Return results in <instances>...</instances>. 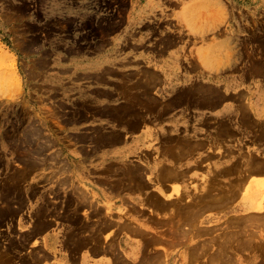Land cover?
Instances as JSON below:
<instances>
[{
  "label": "rangeland",
  "instance_id": "374dc122",
  "mask_svg": "<svg viewBox=\"0 0 264 264\" xmlns=\"http://www.w3.org/2000/svg\"><path fill=\"white\" fill-rule=\"evenodd\" d=\"M214 11L219 13L213 17ZM207 20L214 27L205 32ZM260 27L264 28V0H0V264H35L33 251L42 248L41 230L35 227L37 214L44 212L45 204L53 207L65 198L66 191L80 180L82 184L95 180L91 170L106 181L112 179L104 172L109 163L117 166L114 170L125 167L124 162L141 163L148 172L152 163H145V155L164 156L168 149L175 147V152L189 140L202 145L177 163L199 175L190 180L192 187L185 199H199L208 206L214 197H223L220 190H240L232 202L223 205L226 208L222 206L217 219L206 223L211 232L207 229L208 234L205 231L189 241L203 252L201 260L194 258L198 264H209L220 239L228 236L226 231L242 232L238 209L232 206L247 197L245 190H250L254 179L264 180V172L249 171L254 160L264 162L262 128L251 130L236 115L242 104L253 121L264 126V75L255 73L261 67L250 52L260 48L261 40L263 46ZM213 43L219 48L216 61L224 60L198 73L193 64L199 47ZM199 84L214 89L218 106L200 107L189 93L176 102L182 92ZM193 89L195 97L201 94V88ZM147 102L172 105V109L195 108L197 114L158 117L148 110ZM229 109H234L236 121L226 132L221 125L227 117L222 118V113ZM136 113L143 117L138 128L127 123ZM209 119L216 122L211 125ZM112 134L120 135L118 143L101 141L102 136ZM168 135L177 140L168 141ZM166 143L172 148L167 149ZM128 178L125 181L133 185L135 180ZM258 190L260 198L264 188ZM252 211L258 227L249 226L258 232L247 227V238L262 240L264 246V224H259L264 221V207ZM214 226L218 227L214 230ZM249 249L234 256L232 264H264V247L253 248L251 254Z\"/></svg>",
  "mask_w": 264,
  "mask_h": 264
},
{
  "label": "crops",
  "instance_id": "0c3cea01",
  "mask_svg": "<svg viewBox=\"0 0 264 264\" xmlns=\"http://www.w3.org/2000/svg\"><path fill=\"white\" fill-rule=\"evenodd\" d=\"M203 25L207 26V28L205 29V32H206V30L208 31L210 29H213V27H214V26H212L213 22L210 20H207ZM260 29H262L261 34H264L263 33L264 28L260 27ZM217 47L218 46H216V43H213V44L208 45V46H206L204 44V45L199 47V58H197V62L193 64V65H198V66L200 65L199 68L197 66L193 67V68L199 69L198 73L200 72V70H203L206 72L205 69H202L203 66H207V65L216 66V59H217L216 56H217V51L219 49ZM263 47H264V42H263V46H262V40H261L260 48L257 49V47H256V49L253 48L250 51V52H252L251 59H253V58L257 59L259 65L258 64H256V65H258V66H261V64H263V62H262L264 60V48ZM206 51H208L207 52L208 54L206 53ZM203 55H205V56L203 57ZM226 58H227V60H229V58H230L229 55L226 56L225 59ZM253 72H255V71H253ZM260 72H261V70H259L257 73H260ZM193 109H195V108H193ZM193 109L186 108V107H181V108L177 107L175 109L170 110L171 112L169 111L168 113H166V115L181 112V114H183L184 118H185V114L187 116H188V114H190V115L191 114H197V112ZM189 110H191V111H189ZM198 113L201 114V112H198ZM155 114H157V113H155ZM189 117L190 116H188V118ZM195 117L197 118L198 115ZM167 156H168L167 154H164V156H163L162 153H161L160 157L159 156H156V157L151 156L153 158L152 159L150 157L151 158L150 163H152L151 168H150V170H148V172L144 171V173H146V174H148L150 172L149 173L150 175L149 174L148 175L143 174V176L142 175L138 176L140 178H135V182H134L135 186L130 185V187H127L125 185L123 186V185H119V184L115 185V186L114 185L110 186L109 184L106 183V180H104V178H105L104 175H97L96 172L92 171L93 173L92 172L91 173L95 179V180L91 181L92 183L89 182L86 184H82L80 182L81 181L80 180L79 184H77V186L72 187L70 189L72 191H71V198L69 201L70 202L69 207L72 206L74 211H72L73 210L72 207L70 208L71 210L68 209L69 207L64 208V209H62L63 211L65 210L63 213L61 212L59 216H52V218L50 215H42L41 217H39L37 214L38 219H37V225L35 227H37V230L38 229L41 230L40 242H41L42 248L39 250L33 251V254H34L33 257L35 258L34 263L35 264H149V263H151V264L152 263L153 264H187L186 258L188 256L186 257L185 255L187 252L189 253L190 249L193 250V248H194V243L189 242L190 239L193 238L194 236L196 237L197 234H205V230L207 229L206 223L208 221H214L216 219V217H219L220 216V213H219L220 210L219 209H221V208L219 206H216L217 205L216 199H214V203L210 202V203H213L215 206L209 205L210 207H208V209L205 208L206 204L200 203V201L198 203V200H196V199L191 201V203L189 200L185 199L184 195L192 187L189 184L190 180L192 178H195L196 176L199 177V175H196L193 172H189L186 169V167L184 168V166H182L183 164L181 165V164L174 163L173 162L174 159L172 157H169V156L167 157ZM158 161H159V163H158ZM162 163L166 164V166L167 165L168 166L174 165L175 167L179 168L180 170L182 169L183 173L188 171V172H186V175L188 173L189 176L183 175V177H181L182 179L180 177H178V178L176 177L177 178L176 179L172 175L171 176L168 175L169 178H168V176H166V178H165V175L164 176L162 175V174H164L162 169L159 170L162 166H164V164H162ZM158 167H160V168H158ZM154 171H155V173H154ZM88 173L90 174V171ZM159 173H160V175H159ZM141 177L145 178V179L147 178L146 179L147 181L144 179L143 184L141 183V181L143 182V179L140 180ZM149 177L151 178L150 181H148ZM158 177L160 179L161 178L162 179L160 180ZM156 179H157V181H159V183L156 181ZM136 180H138V181H136ZM153 180H155V181H153ZM169 180L171 182L173 180L174 182H172V184H171V182ZM97 181H98V183H96ZM165 181H167V182H165ZM176 181H178V182H176ZM104 183H106V184H104ZM125 183H127V182L125 181ZM136 183L137 184L140 183L139 187ZM149 184L150 185L152 184L153 187H152V185L149 186ZM162 184L165 186H163ZM117 186H120V187L116 188ZM141 186H143V187H141ZM79 187H81V188H79ZM149 187H150V189H149ZM166 187H167V189H166ZM168 187H170L169 190H168ZM119 188H120V191H119ZM143 188H144V190H143ZM113 189H116V190H113ZM122 189H124V190L122 191ZM138 189H139V191H138ZM170 189H171V191H170ZM245 191H246V193L249 192V191H247V189ZM78 192H79V194H78ZM115 192H117V193H115ZM242 193H244V191ZM124 195H126V196H124ZM157 195L158 196L160 195L159 198H157L158 197ZM174 195H175V197L176 196L177 197L175 198ZM72 196H74V197H72ZM78 197H80V198H78ZM148 197L150 198L151 201L149 200ZM178 197H180V198H178ZM146 198L148 200V201L146 200L148 203L146 201H144ZM84 199H87V200H84ZM124 199H129V200L126 201ZM248 199L249 198L247 196L245 199L240 198V200H238V201H236V203H234V205L232 206V207H234L233 209H235V210L238 209L237 211H235L237 213L236 216L242 215V218H243L244 217L243 215L248 217L246 215L248 212H249L248 214H250V211L252 213V210L254 207L249 208L250 203L248 202ZM73 200H76V202ZM152 200H153V203L156 200H158V201H156V203H154L155 204L154 205L152 203ZM162 200L165 202H163L161 205L159 203L162 202ZM142 201H144L146 203H144ZM167 201H168V204L170 202V205H172V204L175 205V206H170V208L173 207L172 208L173 213H172L171 209L169 210V205L166 203ZM187 201H189V203ZM174 203H177V204H174ZM157 204H159L161 207L158 208L159 205H157ZM181 204H183V205H181ZM187 204L188 205L193 204L192 205L193 210H197V209L199 210V213L198 214L194 213V215H196V216L193 217L195 221L197 219V222H195V221L190 222L189 219L187 218L186 213L188 212V210H190V212L192 211L191 208H187L188 207ZM149 205H150V207H149ZM163 205H164L165 211L162 208ZM153 206H154V208H151ZM194 206H195V208H194ZM129 207H132L130 209L132 211L129 210ZM133 207L135 209L137 207L138 208L141 207V208H139L140 213L138 212V208H137V210H135L136 211L135 212ZM196 207H197V209H196ZM218 207H219V209H218ZM183 208H185L184 210L187 212L182 210ZM141 209H142V211L143 210L144 211L142 212ZM177 209L180 210V212L181 211L182 212L180 213ZM67 210H68V214L65 213V212H67ZM100 210H102V211H100ZM174 210L177 214L180 213L179 214L180 216L178 215L179 218L176 216V213L174 212ZM69 211H70V213H69ZM99 212H101V213H99ZM201 212H203V213H201ZM141 213L142 214L144 213L146 215L143 214V216H142ZM149 213H150V215H149ZM168 213H170V214H168ZM238 213H241V214L238 215ZM66 214L68 217H66ZM173 214L175 215L174 217H172ZM184 214H185V216H183ZM200 214H201V216H198ZM153 215H154V218L152 217ZM156 215L161 216V217H159L160 220L158 219V217H155ZM184 217H185V219H184ZM199 218H200V220H199ZM40 219H44L45 221H47L48 225L44 228H40L39 227L40 225H38V221ZM104 219H105V221H103ZM95 221L96 222L98 221V223H102V221L105 223L107 222L109 225H107V223L106 224L105 223L100 224V225L105 224V226H104L105 228L103 227V229H102L101 228L102 226L100 227L98 225V223H95ZM144 221H145V223H144ZM160 221L161 222L164 221V222H162L163 225H165L164 227H162L163 225H162V223L160 224ZM178 221H179L180 225L178 224ZM181 221H182V223H181ZM132 222H134L132 224L133 228L131 227V224H130ZM167 222L168 223L171 222L170 225ZM175 222L178 224L177 226H176V224L174 226L173 223H175ZM185 222H187V223H185ZM128 223L130 225H128ZM164 223H166V224H164ZM183 223L185 224V226ZM195 223H197V224L195 225ZM209 223L211 224V222H209ZM94 225L97 228H95ZM123 225H125L126 228L123 229L121 227ZM126 225H128L129 227ZM172 225L175 228H173ZM181 225L183 227H180ZM187 226H189V227H187ZM100 228H101V230H100ZM128 228H131L133 230H130ZM176 228H178V229H176ZM180 229H181V231H180ZM134 230L136 233L133 234L132 232H134ZM136 230H138V231H136ZM141 230L143 231V233L146 231V234H144V235H143V233L140 234V232H142ZM191 230H193V231H191ZM197 230L199 233H195V232H197ZM147 231H149L148 232L149 234L147 233ZM164 231H166V232H164ZM137 232L140 234L139 236H138ZM36 233L37 232H35V234ZM183 234H186L187 236H184ZM189 234H190V236H189ZM159 235H160V238L158 237ZM155 236H157V237H155ZM163 236L164 237L166 236V237L164 238ZM181 236L182 237L184 236L183 239ZM146 238H149L148 240H149V243L151 245L148 244V240ZM163 238L168 240V242H166V240L164 242ZM188 238H190V239H188ZM142 239L145 242L147 241V243L143 242ZM157 239H158L159 243L157 242ZM160 239H161V242H160ZM180 239H182L183 241ZM177 240H179V241H177ZM154 241H156L157 244ZM184 241H187V242H184ZM153 242H154V244H153ZM143 244H145V245H143ZM172 245H174V246H172ZM187 245H188V247L190 245L191 248L188 249ZM145 246H146V248H145ZM149 246H150V248H149ZM168 247H169V249H168ZM165 248H167V249H165ZM159 251H160V253H159ZM161 253H164L163 254L164 260L162 257L159 258L158 256H157L158 258H155V255H161L162 256ZM145 256H146V258H145ZM149 256H151V257H149ZM198 256L195 255L194 257H198ZM159 259H162V260H159ZM158 261H161V263L160 262L158 263Z\"/></svg>",
  "mask_w": 264,
  "mask_h": 264
},
{
  "label": "bare ground",
  "instance_id": "6f19581e",
  "mask_svg": "<svg viewBox=\"0 0 264 264\" xmlns=\"http://www.w3.org/2000/svg\"><path fill=\"white\" fill-rule=\"evenodd\" d=\"M211 7H212V5H211ZM214 9V8H213ZM216 9V8H215ZM214 9V10H215ZM210 11H213V10H210ZM219 13L218 11H214V15H213V17L216 15L215 13ZM212 13V12H211ZM203 14H205L206 15V13H203ZM192 15V14H191ZM204 16V15H203ZM205 17V16H204ZM204 17H202V18H204ZM207 17H208V15H207ZM213 17H209L210 19H212ZM216 17H218L219 18V15L218 16H216ZM186 18V17H185ZM200 19V18H199ZM214 20H216V19H214ZM204 21V20H203ZM198 23H200V21L198 22ZM203 26V25H202ZM217 46V45H216ZM221 47V46H220ZM218 48V47H217ZM210 52V51H209ZM219 53H220V51H219ZM219 53H218V55H219ZM222 53V52H221ZM227 54V53H226ZM221 55V54H220ZM205 55H203V57H204ZM228 56V55H227ZM212 57V56H211ZM216 58H217V56H216ZM220 58H222L221 56H220ZM217 60V59H216ZM219 60H221V61H223L224 60V58H223V60L222 59H219ZM219 60L218 61H216L218 64L221 62H219ZM226 60H227V58H226ZM215 61V60H214ZM183 62V61H182ZM190 63V62H189ZM226 63V62H225ZM185 64V63H184ZM224 64V63H223ZM219 65H221V63L219 64ZM187 66V65H186ZM186 66H185V68H186ZM194 66V65H193ZM195 66H197L198 68L200 67V65L198 66V65H195ZM188 67V66H187ZM204 67V66H203ZM218 67V66H217ZM221 67V66H220ZM220 67H219V69H220ZM261 72L259 73V74H261V75H264V64H261ZM190 69V68H189ZM192 69V68H191ZM195 69H197V68H195ZM212 69H213V67H212ZM192 70H194V69H192ZM213 71V70H212ZM200 73V72H199ZM203 73V72H202ZM205 73V72H204ZM253 73V72H252ZM257 73V72H256ZM196 74V73H195ZM209 74H211V73H209ZM208 74V75H209ZM254 74V73H253ZM192 75V74H191ZM207 76V75H206ZM192 77V76H191ZM199 77V76H198ZM203 77V76H202ZM215 77V76H214ZM204 78V77H203ZM189 80V79H188ZM187 80V81H188ZM196 81H197V79H196ZM200 85V84H199ZM201 88L202 90H200V92H201V94L199 95V96H197V97H195L196 96V94H195V89H193V88ZM198 87H191L190 89H188V91H186V92H182L178 97L179 98H177L176 99V102L177 101H183V100H180L182 97L181 96H184V95H187V93H189V94H192L191 96H192V98H193V101L195 102V103H197V104H199L198 106H200V107H202L203 106V104H206V105H211V107H216V106H218V100H217V95L215 94V92H214V89H211V88H209V87H207V86H205V85H200V86H198ZM137 97V96H136ZM135 97V99H137ZM241 97H242V95H241ZM150 98V97H149ZM140 99V96H138V99L137 100H139ZM147 105H148V107H150L148 110H151V113L152 112H155V113H157V116L158 117H161L163 114H166V113H168L172 108H173V106L172 105H161V104H157V105H151L150 106V104H149V102H147ZM205 105V106H206ZM204 107V106H203ZM130 108H131V106H130ZM238 108H239V111L237 110L236 111V115H238V117H239V119H240V121H241V123L243 122V124L244 123H247L246 125L247 126H250L249 128H251V130H255V129H260V128H262L261 130L263 131V138H264V126H262L263 124L262 123H257V122H254L253 121V119H252V115H250L249 113H251V112H247V110L245 109V106H243L242 104H240L239 106H238ZM120 110V109H119ZM119 110L117 111H114V113H118L119 112ZM122 110V109H121ZM120 110V111H121ZM130 110V109H129ZM123 111H124V109H123ZM131 111V110H130ZM227 112H223L222 113V118L223 117H227L225 120L223 119V121H222V125H221V127H222V130L224 129L226 132H228L229 130L231 131V127H233V126H235V119H234V109H229V110H226ZM125 112V111H124ZM120 113V112H119ZM121 113H123V112H121ZM120 113V114H121ZM104 114V113H103ZM118 116H119V114H117ZM123 115V117L124 116H127V115H125V114H122ZM113 117V116H112ZM122 117V118H123ZM143 117H142V114L141 113H139V114H137L136 113V117H133V119H132V121L130 120H128L127 121V123H131V122H133V127L134 128H138V126H139V123H141V122H139L141 119H142ZM220 118V117H219ZM116 119V118H115ZM216 119V118H215ZM214 120V119H213ZM212 119L210 120L209 119V121H212L211 122V125H212V123H214V122H216L217 121V119H216V121H213ZM228 121H230V123L228 122ZM252 121V122H251ZM206 123L208 122V121H205ZM218 122V121H217ZM262 122V121H261ZM205 123V124H206ZM210 123V122H209ZM208 123V124H209ZM229 123V124H228ZM262 124V125H261ZM130 125H132V124H130ZM207 125V124H206ZM209 126V125H208ZM220 126V125H219ZM231 126V127H230ZM210 127V126H209ZM217 127V126H216ZM244 127V126H243ZM131 128V127H130ZM211 128V127H210ZM219 128V127H218ZM234 128V127H233ZM232 128V130H234ZM257 129V130H258ZM193 130V129H192ZM195 130V129H194ZM219 130V129H218ZM221 130V129H220ZM248 130V129H247ZM209 131H210V129H209ZM261 131V132H262ZM188 132H189V130H188ZM191 132V131H190ZM194 132V131H193ZM214 132V131H213ZM212 132V133H213ZM259 133H260V131H258ZM107 133V132H106ZM115 133V132H114ZM206 133H208V132H206ZM217 133H218V131H217ZM225 133V132H224ZM256 133V132H255ZM259 133H257V134H259ZM102 134V133H101ZM100 134V135H101ZM105 134V133H104ZM186 134V133H185ZM195 134V133H194ZM226 134L227 133H225V137H227L226 136ZM99 135V134H98ZM196 135H198V134H196ZM219 136H220V134H218ZM228 135H229V133H228ZM260 135V134H259ZM168 136H170V135H168ZM211 136V135H210ZM234 136V135H233ZM261 136V137H262ZM99 137V136H98ZM179 137V136H178ZM182 136H180V138H181ZM221 137H223V136H221ZM220 137V138H221ZM225 137H223V138H225ZM252 137H254V136H252ZM84 138V137H83ZM168 138V141H172L173 139H174V137H172V136H170V137H167ZM256 138V137H255ZM88 139V138H87ZM176 140H177V137L175 138ZM175 139H174V141H175ZM193 139V138H192ZM202 139V138H201ZM208 139V138H207ZM217 139V138H216ZM258 139H260V138H258ZM119 140H120V135H113L112 134V136H110V138H109V136H107V135H105V136H102L101 137V141H104V142H109V143H111V144H114V143H118L119 142ZM212 140V139H211ZM229 140V139H228ZM226 138H225V141H228ZM256 140V139H255ZM174 141H172V142H174ZM201 141H203V140H201ZM257 141V140H256ZM259 141V140H258ZM178 142H179V138H178ZM199 140L197 141V144H193L192 143V141L190 142V140L189 141H186V142H184L185 144H183L184 146H180V148H178V147H176V148H178V149H176L175 150V152H173V149H175V147L170 151L168 148L170 147V148H172L171 146H170V144L168 145V143H166V148L168 149V153H166L169 157H172L173 159H174V161H175V163H179L182 159H186L187 157H190V156H192L193 155V153L195 152V150L197 149V148H199L200 147V145H202L201 144V142H199ZM204 142V141H203ZM202 142V143H203ZM180 143V142H179ZM183 143V142H182ZM181 143V144H182ZM221 143V142H220ZM263 143V142H262ZM162 145V144H161ZM176 145V144H175ZM175 145H173V146H175ZM216 145V144H215ZM168 146V147H167ZM178 146H179V144H178ZM164 146H162V148H163ZM165 149V148H164ZM163 149V150H164ZM166 150V149H165ZM164 152V151H163ZM165 152H167V151H165ZM171 152V153H170ZM228 154V153H227ZM163 155V154H162ZM229 155V154H228ZM227 155V156H228ZM167 156V157H168ZM194 156H195V154H194ZM222 156V155H221ZM252 156V155H251ZM146 157H148V156H144V161H145V163L147 164V163H149L148 161L152 158H150V157H148V158H146ZM166 157V156H165ZM237 157V156H236ZM240 157V156H239ZM242 157V156H241ZM164 158V157H163ZM220 158H222V157H220ZM244 158V157H243ZM255 157H253V159H254ZM140 159V158H139ZM142 159V158H141ZM153 159V158H152ZM169 159V158H168ZM256 159V158H255ZM259 159V158H258ZM258 159H256V160H254L253 162H252V165H251V169L249 170L250 172H253V173H255V175H256V173H262L263 174V172H264V162L262 161V160H258ZM262 159H264V158H262ZM242 160H244V161H242L243 162V165H245L244 164V162H245V159H242ZM170 161V160H169ZM173 161V162H174ZM219 161V160H218ZM221 161V160H220ZM235 161H236V159H235ZM45 162V161H44ZM44 162H43V164H44ZM128 162V161H127ZM217 162V161H216ZM250 162V161H249ZM248 162V163H249ZM125 163V167H123V168H121L120 169V167H118L119 169H117V170H114L115 169V167H117V166H114V163H109V165H108V167H106L105 169H104V172L106 173V175L108 174V176L109 177H112V179H110L109 181H106V182H109L108 184L111 186L112 184H110V182L111 183H114L115 185H125V186H127V187H130V185H131V183L129 182H127V183H125V178L126 177H132L131 179L133 180V182H134V180H135V178H140V177H138V176H143V174H146V173H144V171L146 170V169H144V165L143 164H141V163H126V162H124ZM158 163H159V161H158ZM182 163V162H181ZM222 163V162H221ZM225 163V162H224ZM232 163V162H231ZM246 163V162H245ZM36 164V163H35ZM161 164V163H160ZM162 164H164V163H162ZM170 164V163H169ZM34 165V164H33ZM115 165H117V164H115ZM194 165V164H193ZM217 165V164H216ZM231 165V164H230ZM240 165H242V164H240ZM250 165V164H249ZM123 166V165H122ZM121 166V167H122ZM162 166V165H161ZM181 166V165H180ZM183 166V165H182ZM192 166V165H191ZM214 166V165H213ZM150 167V166H149ZM148 167V168H149ZM198 167V166H197ZM244 167H247V163H246V166H244ZM28 168H29V166H28ZM147 168V167H146ZM154 168V167H153ZM158 168H160V167H158ZM212 168V167H211ZM225 168H227V167H225ZM229 168V167H228ZM240 168H242L241 166H240ZM162 169V171H163V173L164 174H162L163 176L165 175V178H166V176H173L174 178H178V177H183V175H186V172H182V169L180 170L179 168H177V167H175L174 165L173 166H166V164H164V166H162L159 170H161ZM198 169V168H197ZM244 169V168H243ZM247 169V168H246ZM150 170V169H149ZM185 170V169H184ZM191 170V169H190ZM239 170V169H238ZM93 170H91V172H92ZM112 171H115V172H112ZM219 171V170H218ZM221 171V170H220ZM230 171V170H229ZM94 172H96V170H94ZM100 173H101V171H99ZM103 172V173H104ZM215 172V171H214ZM222 172V171H221ZM232 172V171H231ZM245 172H247V171H245ZM93 173V172H92ZM96 173H98V172H96ZM110 173H112L113 175H110ZM150 173V172H149ZM154 173H155V171H154ZM162 173V172H161ZM223 173H224V175L226 176V174H225V172L223 171ZM233 173V172H232ZM238 173V172H237ZM240 173V172H239ZM247 173H249V172H247ZM253 173H251V174H253ZM84 175V174H83ZM147 175V174H146ZM159 175H160V173H159ZM254 175V174H253ZM258 175V174H257ZM145 176V175H144ZM153 176V175H152ZM162 176V177H163ZM169 176H168V178H169ZM186 176H189L188 175V173H187V175ZM218 176H219V174H218ZM242 176H244V175H242ZM263 176V175H262ZM160 177V176H159ZM158 177V178H159ZM216 177V176H215ZM249 177V176H248ZM22 178H23V176H22ZM63 178H65V177H63ZM130 178H128L129 180H131ZM176 178V179H177ZM211 178H213V176L211 177ZM210 178V180H209V186L211 185V183H210V181L212 180ZM221 178V177H220ZM83 179V178H82ZM143 179V182L141 181V183L143 184L144 183V179L145 178H142L141 177V179L140 180H142ZM147 179V178H146ZM145 179V180H146ZM160 179V178H159ZM162 179V178H161ZM160 179V180H161ZM173 179V178H172ZM182 179V178H181ZM215 179V178H214ZM61 181H65V179H60ZM86 180V179H85ZM102 180V179H101ZM139 180V179H138ZM138 180H136V181H138ZM174 180V179H173ZM172 180V182H174ZM184 180V179H183ZM216 180V179H215ZM147 181V180H146ZM145 181V182H146ZM153 181H155V180H153ZM156 181H157V179H156ZM170 181V180H169ZM168 181V182H169ZM235 181V180H234ZM81 182V181H80ZM158 183H159V181H157ZM163 182V181H162ZM165 182H167V181H165ZM171 182V181H170ZM172 182H171V184H172ZM176 182H178V181H176ZM214 181H212V184H214L213 183ZM232 183H233V181H231ZM92 183V182H91ZM96 183H98V181L96 182ZM164 183V182H163ZM221 183H223V182H221ZM230 183V182H229ZM77 184V183H76ZM104 184H106V183H104ZM137 184V183H136ZM140 184V183H139ZM139 184H137L138 185V187H139ZM141 184V185H142ZM154 184V183H153ZM165 184V183H164ZM174 184V183H173ZM187 184V183H186ZM216 184V183H215ZM225 184V183H224ZM233 184H236V183H233ZM241 184V183H240ZM114 185V186H115ZM152 185V184H151ZM150 184H149V186H151ZM161 185V184H160ZM163 185V184H162ZM207 185V186H208ZM242 185V184H241ZM67 186V185H66ZM69 186V185H68ZM71 186V185H70ZM74 186H77V185H75L74 184ZM132 186H135V183L132 185ZM163 186H165V185H163ZM207 186L205 187V188H207ZM208 186V187H209ZM246 186V185H245ZM56 187V186H55ZM100 187V186H99ZM118 187H120V186H117L116 188H118ZM141 187H143V186H141ZM152 187H153V185H152ZM151 187V188H152ZM158 187V186H157ZM182 187V186H181ZM213 187V186H212ZM230 187V186H229ZM233 187V186H232ZM59 188H60V186H59ZM58 188V189H59ZM78 188V187H77ZM79 188H81V187H79ZM114 188V187H113ZM147 188V187H146ZM169 188L170 187H168V190H169ZM186 188V187H185ZM205 188H204V190H205ZM236 188H238V187H236ZM236 188H234V189H236ZM240 188H242V186L240 187ZM239 188V189H240ZM262 188H264V180L263 179H254V181L252 182V184H251V186H250V190H249V192L246 194V196H248V202L250 203V207L249 208H253V207H259V208H263L264 207V195L263 196H261L260 198H258V195L256 196V193L257 192H259V190L257 191V189H262ZM64 189V188H63ZM65 189H66V187H65ZM76 189V188H75ZM125 189V188H124ZM124 189H122V191L124 190ZM142 189V188H141ZM149 189H150V187H149ZM166 189H167V187H166ZM172 189V188H171ZM171 189H170V191H171ZM243 189V188H242ZM254 189H255V191H254ZM68 190V189H67ZM78 190V189H77ZM113 190H116V189H113ZM112 190V191H113ZM143 190H144V188H143ZM153 190V189H152ZM181 190V189H180ZM208 190H212V189H209L208 188ZM229 190H231V191H229ZM224 189V190H220L219 192H221L222 194H224L223 195V197H221L220 198V196H219V199L216 201L217 203V205L216 206H219L220 208H222V206L223 205H227V204H229V201H231L232 199H234L235 198V196L237 197L238 195V193H240L239 191H235V190H233V189ZM244 190H245V188H244ZM61 191V190H60ZM59 191V192H60ZM63 191V190H62ZM71 191L72 190H69V192L68 191H66L67 193H65L64 195H65V198H62V199H60V201H58V202H56V203H53L54 205H53V207H50V204L48 203V204H45L44 206L45 207H43V208H41V210H44V212L42 211V212H40L39 214H38V216L39 217H41L42 215H50V216H59L60 215V213L62 212H64L62 209H64V208H68L69 207V201H70V198H71ZM81 191V190H80ZM86 191V190H85ZM119 191H120V188H119ZM121 191V192H122ZM138 191H139V189H138ZM206 191V190H205ZM205 191H203V189H202V192H205ZM214 191V190H213ZM241 191H243V190H241ZM76 192V191H75ZM141 192V191H140ZM145 192V191H144ZM189 192V191H188ZM191 192V191H190ZM201 192V193H202ZM26 193V192H25ZM30 193V192H29ZM56 193V192H55ZM62 193V192H61ZM77 193V192H76ZM115 193H117V192H115ZM120 193V192H119ZM31 194H32V192H31ZM36 194V193H35ZM34 194V195H35ZM56 194H59V193H56ZM78 194H79V192H78ZM129 194V193H128ZM143 194V193H142ZM145 194V193H144ZM147 194V193H146ZM209 194H211L210 193V191H209V193L207 194V192H206V196L207 195H209ZM216 194V193H215ZM42 196H44L45 194H41ZM77 195V194H76ZM81 195V194H80ZM79 195V196H80ZM219 195V194H218ZM36 196V195H35ZM35 196H33V197H35ZM59 196H60V194H59ZM86 196V195H85ZM124 196H126V195H124ZM158 196V195H157ZM160 196V195H159ZM159 196L157 197V198H159ZM179 196V195H178ZM183 196V195H182ZM45 197V196H44ZM72 197H74V196H72ZM174 197H175V195H174ZM177 197V196H176ZM175 197V198H176ZM191 197H192V195H191ZM197 198L199 197V196H196ZM212 197H213V195H212ZM57 198H58V196H57ZM78 198H80V197H78ZM145 198V197H144ZM149 198V197H148ZM153 198V197H152ZM151 198V199H152ZM178 198H180V197H178ZM177 198V199H178ZM194 198V197H193ZM200 198V197H199ZM59 199V198H58ZM73 199V198H72ZM156 199V198H155ZM182 199V198H181ZM204 199V198H203ZM214 199H215V197H214ZM260 199V200H259ZM69 200V201H68ZM84 200H87V199H84ZM124 200H126V201H128L129 199H124ZM147 200V198L144 200V201H146ZM149 200H150V198H149ZM176 200V199H175ZM190 200V199H189ZM193 200H195V198L193 199ZM196 200H198V203H199V199H196ZM205 200V199H204ZM18 201V200H17ZM43 201H44V199H43ZM68 201V202H67ZM73 201H75L76 202V200H73ZM72 201V202H73ZM116 201V200H115ZM140 201V200H139ZM144 201H142V202H144ZM148 201V200H147ZM146 201V202H147ZM151 201V200H150ZM156 201H158V200H156ZM156 201L154 202V203H156ZM161 201V200H160ZM178 201V200H177ZM203 201V200H202ZM22 202V201H21ZM71 202V203H72ZM85 202V201H84ZM146 202H144V203H146ZM163 202H165V201H163L162 200V202H160L159 204H161L162 205V203ZM188 203H189V201H187ZM206 202H208V201H206ZM232 202V201H231ZM243 202V201H242ZM148 203V202H147ZM150 203V202H149ZM152 203H153V200H152ZM153 203V204H154ZM167 204H168V201L166 202ZM172 203V202H171ZM190 203H191V201H190ZM210 202H208V204H209ZM74 204V203H73ZM130 204V203H129ZM134 204V203H133ZM152 204V205H153ZM159 204H157V205H159ZM174 204H177V203H174ZM12 205V204H11ZM40 205V204H39ZM72 205V204H71ZM151 205V206H152ZM155 205V204H154ZM169 210L171 209V211H172V208L173 207H171L170 208V206H175V205H170V202H169ZM181 205H183V204H181ZM188 205V204H187ZM193 205V204H192ZM192 205H188V207L187 208H191L192 209V211L190 212V210H188V212L187 211H185L184 209L185 208H183L182 210H184L185 212H187L186 214V216H187V218L189 219V221L191 222V221H195L194 220V216H196V215H194V213H199V210L197 209V207H196V209L197 210H193V206ZM210 205H214L213 203L212 204H210ZM241 205V204H240ZM246 205V204H245ZM10 206V205H9ZM77 206V205H76ZM177 206V205H176ZM180 206V205H179ZM215 206V205H214ZM230 206V205H229ZM72 207V206H71ZM71 207H69L68 209H70ZM75 207V206H74ZM136 207V206H135ZM147 207V206H146ZM149 207H150V205H149ZM148 207V208H149ZM161 206L159 205V207L158 208H160ZM181 207V206H180ZM183 207V206H182ZM208 207H210L209 205L207 206L206 205V207L205 208H207L208 209ZM219 207H218V209H219ZM223 207H225V206H223ZM228 207V206H227ZM45 208L47 209L46 211H45ZM132 207H129V210L131 209ZM134 208V207H133ZM138 208V207H137ZM137 208L135 209L134 208V211L135 210H137ZM139 208H141V207H139ZM139 208H138V212L140 213V210H139ZM151 208H154V206L153 207H151ZM163 210L165 211V208H164V205H163ZM168 208V207H167ZM178 208V207H177ZM194 208H195V206H194ZM215 208V207H214ZM226 208V207H225ZM9 209V208H8ZM12 209H14V208H12ZM39 209V208H38ZM72 209H73V207H72ZM156 209V208H155ZM175 209V208H174ZM180 209V208H179ZM200 209V208H199ZM40 210V211H41ZM51 210V211H50ZM60 210H62V211H60ZM71 210V209H70ZM146 210V209H145ZM157 210V209H156ZM168 210V209H167ZM168 210V211H169ZM178 210V209H177ZM211 210V209H210ZM219 210H221V209H219ZM249 210V209H248ZM255 210V209H254ZM39 211V210H38ZM72 211H74V209L72 210ZM100 211H102V210H100ZM130 211H132V210H130ZM141 211H142V209H141ZM144 211V210H143ZM142 211V212H143ZM162 211V210H161ZM179 212H180V210H178ZM203 211V210H202ZM215 211V210H214ZM247 211V210H246ZM54 212V213H53ZM129 212V211H128ZM127 212V213H128ZM136 212V211H135ZM154 212V211H153ZM160 212V211H159ZM174 212H175V210H174ZM182 212V211H181ZM180 212V213H181ZM208 212V211H207ZM253 212V211H252ZM255 212V211H254ZM258 212V211H257ZM262 212V211H261ZM260 212V213H261ZM264 212V211H263ZM262 212V213H263ZM65 213H67L68 214V210H67V212H65ZM64 213V214H65ZM69 213H70V211H69ZM95 213V212H94ZM99 213H101V212H99ZM161 213V212H160ZM166 213V212H165ZM172 213H173V211H172ZM176 213V212H175ZM180 213H176V216L178 217V215L180 214ZM201 213H203V212H201ZM249 213V212H248ZM246 214L248 217H246L245 215H243L244 217L242 218V215L241 216H236V218H241V221L240 222H242V226H240V227H242V229H241V233H237L238 231L237 230H234V231H237L236 233L235 232H233V230L232 231H230V232H233V233H230L229 231H226L227 233H228V236H226L225 238H222V239H220V241L218 242V241H216V242H218V243H220L219 245H218V243H217V248H216V250L217 251H215L212 255H210L211 256V262L209 263V264H232V261H233V257L235 256V257H238V255H240L241 254V252H243V251H246V250H248L249 248V252H250V254L252 253V251H253V248L256 250V249H258L259 248V250H260V246H262V247H264L263 245H262V240H260L261 242H258V241H256V240H253L252 238L251 239H249V238H247V231H248V228L250 227L249 225H253V223H254V221H255V219L257 220V218H255V215L253 214V213H251L250 212V214ZM256 213V212H255ZM259 213V212H258ZM63 214V215H64ZM67 214H66V217H68L67 216ZM132 214V213H131ZM142 214V213H141ZM144 214V213H143ZM143 214H142V216H143ZM168 214H170V213H168ZM135 215V214H134ZM144 215H146V214H144ZM149 215H150V213H149ZM165 215V214H164ZM172 215V214H171ZM204 215V214H203ZM213 215V214H212ZM12 216V215H11ZM125 216V215H124ZM163 216V215H162ZM170 216V215H169ZM175 215L173 214V216L172 217H174ZM180 216V215H179ZM183 216H185V214L183 215ZM198 216H201V214L200 215H198ZM258 216V218H259V216L260 215H257ZM7 217V216H6ZM103 217V216H102ZM134 217V216H133ZM153 218H154V215L152 216ZM155 217H158V219L160 220V218L159 217H161L160 215H156ZM165 217V216H164ZM235 217V216H234ZM125 218V217H124ZM169 218V217H168ZM179 218V217H178ZM196 218V217H195ZM198 218V217H197ZM238 218V219H239ZM263 218V217H262ZM66 219V218H65ZM127 219V218H126ZM164 219V218H163ZM171 219V218H170ZM173 219V218H172ZM183 219V218H182ZM184 219H185V217H184ZM217 219V218H216ZM261 219V218H260ZM264 219V218H263ZM68 220V219H67ZM165 220V219H164ZM169 220V219H168ZM199 220H200V218H199ZM229 220H230V218H229ZM232 220V219H231ZM233 220H235V218H233ZM240 220V219H239ZM103 221H105V219L103 220ZM102 221V223H105V222H103ZM114 221V220H113ZM166 221V220H165ZM171 221V220H170ZM180 221V220H179ZM179 221H178V224H179ZM184 221V220H183ZM236 221H238V220H236ZM260 221L261 220H259V224H264V223H262V222H264L263 220H262V222L260 223ZM110 222V221H109ZM112 222V221H111ZM162 222H164V221H162ZM161 221H160V224L162 223ZM173 222V221H172ZM195 222H197V219H196V221ZM233 222V221H232ZM257 222V221H256ZM5 223H7V222H5ZM4 223V224H5ZM95 223H98V221L96 222L95 221ZM102 223H98V225L103 229V227L105 226V224L107 223H105L104 225H100V224H102ZM115 223V222H114ZM134 222H132V223H130L131 224V227L133 226L132 224H133ZM141 223V222H140ZM144 223H145V221H144ZM147 223V222H146ZM168 223V222H167ZM170 223L171 222H169L168 224L170 225ZM181 223H182V221H181ZM185 223H187V222H185ZM230 223V222H229ZM94 224V223H93ZM129 223H128V225H130ZM164 224H166V223H164ZM174 224V226H175V224H176V226L178 225L176 222L175 223H173ZM184 224V223H183ZM191 224V223H190ZM189 224V225H190ZM193 224V223H192ZM197 223H195V225H196ZM38 225H40L39 227L40 228H44V227H46L47 225H48V222L47 221H45L44 219H40L39 221H38ZM96 225V224H95ZM95 225H94V227H95ZM107 225H109L108 223H107ZM122 225V224H121ZM128 225H126V226H128ZM136 225V224H135ZM162 225H163V223H162ZM180 225V224H179ZM188 225V224H187ZM228 226H226V223H225V226L226 227H228V228H230V226H229V224H227ZM230 225H231V223H230ZM257 225V223H254V226L255 227H258V225ZM120 226V225H119ZM156 226V225H155ZM165 225H163L162 227H164ZM173 225H172V227L173 228H175ZM184 226H185V224H184ZM203 226V225H202ZM220 226V225H219ZM232 226H233V224H232ZM236 226V225H235ZM260 226V225H259ZM123 229L124 228H126L125 227V225H123V226H121ZM120 227V228H121ZM129 227V226H128ZM171 227V226H170ZM171 227V228H172ZM179 227V226H178ZM180 227H183L182 225L180 226ZM187 227H189V226H187ZM204 227V226H203ZM218 226H214V227H212V228H214V230H215V228H217ZM234 227V226H233ZM232 227V228H233ZM248 227V228H247ZM264 227V226H263ZM95 228H97V227H95ZM101 228H100V230H101ZM105 228V227H104ZM133 228V227H132ZM191 228V227H190ZM196 228V227H195ZM251 228V227H250ZM253 229H254V227H252ZM250 229V230H252L253 231V233H255L254 231H256V230H253V229ZM261 228V227H260ZM128 229H130V230H133V229H131V228H128ZM135 229V228H134ZM176 229H178V228H176ZM175 229V230H176ZM201 229V228H200ZM207 229L209 230V227H207ZM207 229L205 230L207 233L206 234H208V231H207ZM237 229V228H236ZM257 229V228H256ZM264 229V228H263ZM40 229H38L37 231H39ZM143 230V229H142ZM141 230V231H142ZM169 230V229H168ZM221 230V229H220ZM223 230V229H222ZM221 230V231H222ZM240 230V229H239ZM249 230V231H250ZM260 230V229H259ZM136 231H138V230H136ZM140 231V230H139ZM162 231V230H161ZM167 231V230H166ZM166 231H164V232H166ZM170 231V230H169ZM179 231V230H178ZM180 231H181V229H180ZM179 231V232H180ZM191 231H193V230H191ZM196 231V230H195ZM210 231V230H209ZM132 232V231H131ZM149 231H147V233H148ZM163 232V233H164ZM211 232V231H210ZM209 232V233H210ZM256 232H258V231H256ZM133 234L134 233H136L135 232V230H134V232H132ZM143 233V231L142 232H140V234H142ZM195 233H199L198 232V230H197V232H195ZM251 233V231L249 232V234ZM252 233V234H253ZM137 234H138V236L140 235L138 232H137ZM136 234V235H137ZM144 234H146V231L143 233V235ZM149 234V233H148ZM147 234V235H148ZM153 234V233H152ZM155 234V233H154ZM157 234V233H156ZM165 234V233H164ZM182 234V233H181ZM180 234V235H181ZM211 234V233H210ZM212 234H214L213 233V231H212ZM221 234H223V233H220V235ZM142 235V236H143ZM146 235V236H147ZM158 235V234H157ZM167 235V234H166ZM184 236H187L186 234H183ZM194 235V234H193ZM196 235V234H195ZM197 235H202V234H197ZM197 235H196V237H197ZM219 235V234H218ZM254 235V234H253ZM257 235V234H256ZM29 236V235H28ZM141 236V237H142ZM183 236V237H184ZM189 236H190V234H189ZM208 236V235H207ZM223 236H225V233H224V235ZM222 236V237H223ZM249 236H251V235H249ZM155 237H157V236H155ZM159 238H160V235L158 236ZM164 237V236H163ZM166 237V236H165ZM164 237V238H165ZM171 237V236H170ZM179 237V236H178ZM182 237V236H181ZM183 237H182V239H183ZM192 237V236H191ZM195 237V236H194ZM221 237V236H220ZM237 237V238H236ZM254 237H257V236H254ZM259 237V236H258ZM145 238V237H144ZM143 238V239H144ZM152 238V237H151ZM154 238V237H153ZM163 238V239H164ZM168 238V237H167ZM173 238V237H172ZM171 238V239H172ZM142 239V240H143ZM147 240L149 239V238H146ZM162 239V238H161ZM161 239H160V242H161ZM170 239V238H169ZM182 239H180V240H182ZM186 239V238H185ZM188 239H190V238H188ZM216 239H218V238H216L215 237V240ZM145 240V239H144ZM143 240V242H145ZM152 240V239H151ZM165 240L166 239H164V242H165ZM215 240H214V243H216L215 242ZM177 241H179V240H177ZM183 241V240H182ZM201 241V240H200ZM154 242H156V241H154ZM154 242H153V244H154ZM157 242H158V239H157ZM157 242H156V244H157ZM166 242H168V240H166ZM184 242H187V241H184ZM199 242V241H198ZM145 243H147V241L145 242ZM159 243V242H158ZM197 243V242H196ZM200 243V242H199ZM204 243V242H203ZM211 243V242H210ZM214 243H213V245H214ZM148 244L149 245H151L150 243H149V240H148ZM152 244V245H153ZM165 244V243H164ZM182 244V243H181ZM198 244V243H197ZM143 245H145V244H143ZM168 245V244H167ZM184 245V244H183ZM196 245V244H195ZM210 245V244H209ZM172 246H174V245H172ZM178 246V245H177ZM196 246H198V245H196ZM185 247V246H184ZM187 247H188V245H187ZM212 247V246H211ZM210 247V248H211ZM144 248V247H143ZM145 248H146V246H145ZM149 248H150V246H149ZM173 248V247H172ZM189 248H191L190 247V245H189V247H188V249ZM200 248L201 247H194L193 248V250H189V253L187 252H185L186 253V262H187V264H192V263H194L193 261L195 260L194 258V256L196 255V256H198L201 252H200ZM213 248V247H212ZM211 248V250H213ZM165 249H167V248H165ZM168 249H169V247H168ZM171 249V248H170ZM182 249V248H181ZM172 250V249H171ZM202 250V249H201ZM258 250V251H259ZM262 251H263V248H262ZM1 252V251H0ZM5 252H7V251H5ZM5 252H3V253H5ZM205 252V251H204ZM239 252H240V254H239ZM159 253H160V251H159ZM158 253V254H159ZM203 253V252H202ZM201 253V256L203 255ZM244 253V252H243ZM261 253V252H260ZM2 254V253H1ZM0 254V255H1ZM6 254V253H5ZM5 254H4V256H5ZM162 254V256L161 255H155V258H163V260H164V253H161ZM210 254V253H209ZM263 254H264V252H263ZM13 255V254H12ZM15 255H17V254H15ZM148 255V254H147ZM146 255V256H147ZM208 255V254H207ZM23 256V255H22ZM146 256H145V258H146ZM152 256V255H151ZM151 256H149V257H151ZM158 256V257H157ZM200 255L196 258V259H198V260H201V259H199L200 257H201ZM248 257H250L249 255H247ZM246 256V257H247ZM2 257H3V255H2ZM2 257H0L1 259H2ZM11 258H12V256H10ZM14 257V256H13ZM16 257V256H15ZM26 257V256H25ZM25 257H23V259H25ZM148 257V256H147ZM202 257H204V255L202 256ZM245 256H244V260H246L245 258H246ZM263 257V256H262ZM261 257V259H264V257L262 258ZM7 258H9L8 256H7ZM6 258V259H7ZM21 259H22V257H20ZM154 258V259H155ZM177 258V257H176ZM175 258V259H176ZM208 258V257H207ZM255 258V257H254ZM14 259V258H13ZM22 259V260H23ZM194 259V260H193ZM144 260V259H143ZM157 260V259H156ZM159 260H162V259H159ZM168 260V259H167ZM178 260V259H177ZM11 261V260H10ZM13 261V260H12ZM11 261V262H12ZM196 261V260H195ZM208 261V260H207ZM210 261V260H209ZM208 261V262H209ZM261 261V260H260ZM6 263H7V261H5ZM23 262V261H22ZM25 262H27L26 260H25ZM161 263V261H158V263ZM165 262V261H164ZM177 262V261H176ZM197 262V264H198V261H196ZM200 262V261H199ZM204 262H205V264H207L206 263V261H203V264H204ZM1 263V262H0ZM2 263H4L3 261H2ZM6 263H4V264H6ZM14 263V262H13ZM163 263V262H162ZM7 264H9V262L7 263ZM11 264V263H10ZM21 264H23V263H21ZM149 264H151V263H149ZM153 264V263H152ZM195 264V263H194ZM200 264V263H199ZM250 264V263H249ZM258 264H260V262L258 263Z\"/></svg>",
  "mask_w": 264,
  "mask_h": 264
}]
</instances>
